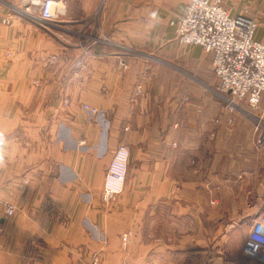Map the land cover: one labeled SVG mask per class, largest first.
<instances>
[{"label":"crops","instance_id":"0c3cea01","mask_svg":"<svg viewBox=\"0 0 264 264\" xmlns=\"http://www.w3.org/2000/svg\"><path fill=\"white\" fill-rule=\"evenodd\" d=\"M16 1L0 0V264H88L95 252L120 264L126 232L134 264H167L174 252L195 260L184 250L197 244L232 251V234L243 233L233 229L237 189L264 193V151L224 94L195 111L184 102L200 87L216 97L219 87L212 54L176 38L189 0H65L47 29L12 15ZM221 1L233 16H256L264 39V0ZM121 143L130 172L105 204ZM7 202L18 208L11 217ZM255 218L242 226L239 253Z\"/></svg>","mask_w":264,"mask_h":264},{"label":"built area","instance_id":"2783aa9c","mask_svg":"<svg viewBox=\"0 0 264 264\" xmlns=\"http://www.w3.org/2000/svg\"><path fill=\"white\" fill-rule=\"evenodd\" d=\"M64 3L65 0H17L10 4V13L47 29L64 15ZM8 22L10 19H3L4 24ZM258 27L256 16L248 15L246 10L233 16L221 0H189L185 14L176 22V38L180 44L201 46L212 54L218 90L224 94L225 109L230 111L239 109L246 113L240 107L242 102L257 110L264 94V39L256 38ZM141 93L142 86L138 85L136 94ZM84 108L98 113L96 107L85 105ZM248 115L254 125L256 146L264 150V114ZM129 161V147L119 144L105 176L103 199L106 202L115 201L123 192ZM16 211L17 205L8 203L5 216L11 217ZM243 252L264 264V206L252 223ZM99 261L96 258L91 264H101Z\"/></svg>","mask_w":264,"mask_h":264},{"label":"rangeland","instance_id":"374dc122","mask_svg":"<svg viewBox=\"0 0 264 264\" xmlns=\"http://www.w3.org/2000/svg\"><path fill=\"white\" fill-rule=\"evenodd\" d=\"M60 17H63V16H60ZM29 21L32 22L33 24H36L35 22H33L30 19H29ZM200 90H201L200 93H196L194 96L189 95V100L184 101L185 103H190L191 105L195 104L193 106L194 111H195V108L197 106H199L201 102H203V101L206 102L209 99L212 102L219 105V103H218L219 97H222L220 95L219 90L216 89L217 94H219L220 96L219 95L217 96V94H216V97H214L211 92L207 91L204 88L200 87ZM207 97H209V98H207ZM197 103H199V104H197ZM240 107L243 109H246V113L244 111L239 110V109H236V110L231 109V111H230L229 108H226V110L230 114L232 113L233 115H237L238 116V118H237L238 122L242 119V122L240 123L241 126L245 125L246 128L251 129V131H252V127L254 128V125L252 123L251 117L248 114L249 113L252 115L253 114H264V95L262 96L259 108L257 110L251 109L244 102L240 103ZM187 111H188V106H187ZM247 112H248V114H247ZM195 113H197V112H195ZM169 114H170V117H173V119L175 121H179V119H181V115H179L177 112H174V113L170 112ZM232 114H231V116H232ZM185 115H186V118H188V117L191 118V116H193L194 114L192 112H186ZM229 119L232 120L231 117ZM232 123H233V120L231 122H228V124H230V125H232ZM244 133H245V131L242 128L241 131L240 130L236 131L233 134H244ZM252 134H253V131H252ZM253 141H254V145H257L256 140H255V136H253ZM121 144H125V143H121ZM129 149H130V147H129ZM261 150H263V149H261ZM130 152H131V149H130ZM130 163L131 162L129 161V166H128L129 168H128V172H127L125 187H126V183H127V179H128V174L130 172ZM107 169H108V167H107ZM106 173H107V170H106ZM125 187H124V190H125ZM250 189L251 188H249V186H244L242 188L237 189L240 192H238L239 196L235 197V198H236V200L238 198L237 202L240 204L241 214L236 216L237 225L233 229L239 230V232H241V233L243 232V233L241 235H237L236 232H234L232 234V238H231V241L229 243V248L232 249V251H227V250H225V248L223 249V247L220 248L221 245H218V246H216V249H214L212 246H210L211 252L209 253L207 250H204V246H205L204 244L203 245L197 244L194 246V250H191L189 248L184 250V254H187V256H191V257L195 256V258H194L195 260H191L189 257H184L183 254L178 255V253L174 252L172 254L169 253L170 259H168L167 264H169L170 262L172 264H189L190 262H193L194 264H251L250 258L247 257L245 254H243V252L239 253L238 248L240 246V241H241L242 237L243 238L246 237V231H244L243 227H245L246 225H249L251 218H253L255 216L257 217V213H260L261 209H263L264 193H262L261 189H260L257 193L250 195L251 194L249 192ZM124 190H123V192H124ZM120 195L118 196V198L115 201H117L119 199ZM102 200L105 204L115 202V201L106 202L103 199V190H102ZM215 201L216 200H214L212 202H215ZM247 201H248V203H247ZM8 203H12V202H7L5 204V209H6V206ZM243 207H245L244 210H243ZM4 213H5V210H4ZM191 224H192V221L190 222V220H186L185 230L188 231V229L191 227ZM193 227L194 226H192V229L190 230V232H186L187 233L186 238L193 237L194 235H196L197 229H194ZM209 232L212 233V230H209ZM219 232L220 231H217V240L218 241L221 238V236H219ZM124 237H126V240L124 239ZM130 239H131V234L129 232H126L122 235V243H123V249L124 250L122 252V256H123L122 258L123 259H122L120 264H134L133 261L125 259V255H126L125 251H126L127 244L129 243ZM244 242H245V240H244ZM2 248H3V245H1L0 250H2ZM206 248L208 249L209 246H207ZM191 251H194V252H191ZM177 255L180 258L176 257ZM209 255H210V257H209ZM139 257H140V255H138V257H137L138 259L136 261H138L140 259ZM96 258H98L100 260L99 263L101 262V264H105V260H104V257L102 256L101 252H95L91 256V259H90L88 264L93 263ZM231 259H233L232 262H231ZM111 262L116 263L118 261L117 260H111Z\"/></svg>","mask_w":264,"mask_h":264},{"label":"clouds","instance_id":"9594fccd","mask_svg":"<svg viewBox=\"0 0 264 264\" xmlns=\"http://www.w3.org/2000/svg\"><path fill=\"white\" fill-rule=\"evenodd\" d=\"M0 162H2V161H0Z\"/></svg>","mask_w":264,"mask_h":264}]
</instances>
